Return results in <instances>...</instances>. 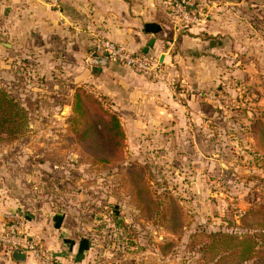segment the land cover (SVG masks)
<instances>
[{
	"label": "rangeland",
	"instance_id": "obj_1",
	"mask_svg": "<svg viewBox=\"0 0 264 264\" xmlns=\"http://www.w3.org/2000/svg\"><path fill=\"white\" fill-rule=\"evenodd\" d=\"M220 1L221 12L194 14L200 22L211 18L215 27L224 25L227 44L236 23H246L248 37L253 22L264 23V0ZM245 47L242 61L227 56L228 70L239 63L250 72L229 76L224 92L214 94L217 111L210 117L216 120L204 124L209 142L173 149L170 142L163 151L157 143L125 137L121 158L105 166L68 133L73 94L61 76L40 77L26 64L0 63V88L29 117L24 137L0 143V199L34 195L51 201L52 209L62 208L65 199H80L77 209L91 220L99 250L128 252L127 264H236L234 258L205 259L202 248L212 233L259 232L256 217L247 215L264 206V50L253 56L250 44ZM228 51L234 54L233 43ZM178 104L184 106L182 99ZM16 213L0 219V236ZM0 251L8 249L0 244Z\"/></svg>",
	"mask_w": 264,
	"mask_h": 264
},
{
	"label": "crops",
	"instance_id": "obj_2",
	"mask_svg": "<svg viewBox=\"0 0 264 264\" xmlns=\"http://www.w3.org/2000/svg\"><path fill=\"white\" fill-rule=\"evenodd\" d=\"M57 1L58 10L45 0H0V63L26 64L30 74L40 77L59 75L71 94L83 86L118 117L126 139L154 142L163 151L170 142L172 149L181 143L203 146L209 142L204 124L216 120L210 117L212 110L217 111L219 97L214 94L224 92L229 76L250 72V67L245 70L239 63L228 70L227 56L242 61L248 55L247 44L253 56H261L264 50V23L258 20L250 28V37L245 34L246 23L235 24L234 54H230L232 43L222 38L228 34L224 25L215 27L207 18L182 27L170 14L167 0ZM191 2L187 0L195 11L221 12L224 5L220 0ZM235 6L237 11L239 5ZM95 37L156 58L161 80H148L104 57H90ZM180 99L183 107L178 104ZM79 201L72 203L68 198L62 208L52 209L51 201L34 195L6 196L0 199V219L22 212L18 216L25 220L28 236L50 251L59 264H127L128 252L102 254L91 220L77 209ZM25 256L16 262L12 254L0 251V264H36Z\"/></svg>",
	"mask_w": 264,
	"mask_h": 264
},
{
	"label": "trees",
	"instance_id": "obj_3",
	"mask_svg": "<svg viewBox=\"0 0 264 264\" xmlns=\"http://www.w3.org/2000/svg\"><path fill=\"white\" fill-rule=\"evenodd\" d=\"M70 115L66 119L68 133L77 144L84 146L94 161L105 166L118 161L122 156L125 133L116 115L83 86L73 90ZM29 117L9 94L0 88V143H10L24 137L28 132ZM258 209V210H257ZM248 213L256 217L255 227L259 232L234 235L212 233L202 251L204 258L219 262L220 258L231 259L236 264L251 261L264 264V206ZM219 240L221 249L217 250ZM221 254L222 257H218Z\"/></svg>",
	"mask_w": 264,
	"mask_h": 264
},
{
	"label": "built area",
	"instance_id": "obj_4",
	"mask_svg": "<svg viewBox=\"0 0 264 264\" xmlns=\"http://www.w3.org/2000/svg\"><path fill=\"white\" fill-rule=\"evenodd\" d=\"M50 7L58 10L57 0H45ZM169 12L176 22L183 26L199 23V18L194 10L183 0H169ZM90 57H104L106 60L126 67L142 77L159 81L162 78V70L158 60L146 53L132 52L113 43L104 37H95ZM0 244L12 254L21 249L30 256L36 264H58L50 251L44 249L36 240L27 234V224L23 217L14 216L7 228L5 235L0 236Z\"/></svg>",
	"mask_w": 264,
	"mask_h": 264
},
{
	"label": "water",
	"instance_id": "obj_5",
	"mask_svg": "<svg viewBox=\"0 0 264 264\" xmlns=\"http://www.w3.org/2000/svg\"><path fill=\"white\" fill-rule=\"evenodd\" d=\"M25 252L21 249H17L12 253V258L16 262H22L25 260Z\"/></svg>",
	"mask_w": 264,
	"mask_h": 264
}]
</instances>
